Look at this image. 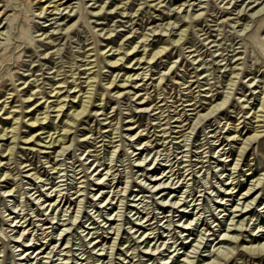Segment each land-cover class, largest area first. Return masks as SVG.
I'll return each instance as SVG.
<instances>
[{
	"label": "rangeland",
	"instance_id": "1",
	"mask_svg": "<svg viewBox=\"0 0 264 264\" xmlns=\"http://www.w3.org/2000/svg\"><path fill=\"white\" fill-rule=\"evenodd\" d=\"M53 1L0 0V264H264V0Z\"/></svg>",
	"mask_w": 264,
	"mask_h": 264
},
{
	"label": "bare ground",
	"instance_id": "2",
	"mask_svg": "<svg viewBox=\"0 0 264 264\" xmlns=\"http://www.w3.org/2000/svg\"><path fill=\"white\" fill-rule=\"evenodd\" d=\"M51 1V0H50ZM57 2H58V0H54L53 2H50V3H55V4H57ZM70 2V1H69ZM31 4V3H30ZM50 6V5H49ZM56 6H58V5H56ZM61 5H59V7H60ZM46 7L47 6H42L41 7V14L39 15V16H41V15H44V14H46V12H47V10H46ZM55 11H60L59 10V8L57 7L56 9H54ZM260 12V11H259ZM1 14H4V12L3 13H1ZM60 14V13H59ZM82 14L84 15V9H83V11H82ZM167 30V29H166ZM165 50H167L166 48L164 49V48H162V50H160V51H158V52H156V53H154V55H153V57L151 58V60L150 61H153L156 57H159L160 56V54H162ZM135 52V51H134ZM125 54H127V53H125ZM128 55V54H127ZM121 56V55H120ZM113 59H116V56H114L113 57ZM124 60V58H117L114 62H110L111 63V65L112 66H114V67H112L111 66V68H118V67H115V66H117L118 64H119V62H121V61H123ZM139 61L140 60H138V62L136 63L137 65H142L141 63H139ZM148 65H149V62H148ZM173 67V66H172ZM92 75H94V77L93 78H88V79H90L88 82H85V84H88V86L87 87H90V88H95V86H94V84H95V81L96 80H98L97 78H99V76H98V74L96 75V73H93ZM139 76V74L138 73H135L134 75H132V76H129V78L128 79H124L123 80V84H121V86H116L115 87V89H121V90H125V89H128V88H131V87H129L128 86V83H134L133 81L134 80H137V77ZM130 79H131V81H130ZM164 79H165V75H163L162 77H160L159 79H157V81H159V85H155V89L156 88H158L159 86H160V84H162V82L164 81ZM8 80V79H7ZM117 80H114L112 83H111V85L110 86H113L114 85V83L116 82ZM130 81V82H129ZM16 82V81H15ZM157 83V82H156ZM16 84V83H15ZM135 85H139L140 86V84H138V83H134ZM110 86H109V88H110ZM17 89L16 90H18V88L19 87H16ZM58 88H65V87H58ZM76 88V87H75ZM78 88V87H77ZM136 88V87H135ZM160 88V87H159ZM92 90H94V89H92ZM53 92H55L54 90H53ZM70 93V92H69ZM75 93H77V92H75ZM78 93H79V91H78ZM69 97H71V96H65V98H63V100L64 101H62V102H60V103H58L57 104V107H58V113H59V115L56 117L57 119H59V117L61 116V114H63V116H65L66 118L68 117L69 119H71V124H69L67 127H66V129H64V131H63V134L62 135H60V136H58L57 138H55V139H53V138H51L50 139V141H44V143L45 144H47V145H49V147H45V148H47V149H55L56 147H58V148H62V150L64 151V150H68V147L66 146V144H65V140L68 138V135L70 134V132H71V129L72 128H74V126L76 125V122H78L84 115H86V113L88 112V109L90 108V105H92V103L94 102V95H93V92H90L89 93V95H88V97H86V99L85 100H81L80 101V108H81V110H79V111H75V113H72L71 115H69V114H66V112L64 111V108H65V106H66V104H65V102H66V100L65 99H67V98H69ZM55 98H57V101H60L59 99H60V97H58V93H57V95L55 96ZM78 98V96H75L74 98H73V100L74 99H77ZM96 98V97H95ZM62 100V99H61ZM264 100V99H263ZM24 101V100H23ZM99 101H102V99L101 100H99ZM74 102H76V100L74 101ZM141 104H142V106H145L146 107V105L148 104V102H144V100L142 101L141 100ZM189 106H191V107H194L195 105L194 104H192V105H189ZM264 106V105H263ZM262 106V107H263ZM41 107V106H40ZM148 107V106H147ZM74 108V106L72 107V109ZM264 108V107H263ZM49 108L47 107V110H48ZM147 109H149V108H147ZM214 109H216V106H214V107H211L210 108V112H213L214 111ZM44 110H46V107L44 106V107H42L41 109H39V110H37V112H40V115H44V114H46L45 112H43ZM49 111V110H48ZM47 111V112H48ZM193 111H196L195 110V108H194V110ZM64 112V113H63ZM12 114V112L10 113V112H8L7 111V113H5V115H7V116H10ZM31 114H33V118L30 120L31 122H30V125H27L29 128H31V130H34V128H36V125L37 124H39L40 123V120H39V118L38 117H35L37 114L36 113H31ZM207 114H209V113H207ZM47 115V114H46ZM15 117H16V115L12 118V119H15ZM47 117V116H46ZM46 117H44L45 119H46ZM26 118V117H25ZM43 118V119H44ZM49 118V117H48ZM259 118H260V116H257V114H256V116H255V119H258L259 120ZM23 119L24 118H22V117H20V118H18V119H15V124H13V126L11 127V130L9 131V129H2L1 131H0V141H3V139H5V138H8V140H13V141H17V140H19V138L17 137V135L20 133V128H21V124H23L24 122H23ZM48 120V119H47ZM261 122H263V121H257V123H261ZM25 124V123H24ZM39 126H42V124L41 125H39ZM261 128H263L262 126H259V127H257L256 129V131L252 134V135H249L247 138H246V140H245V142L243 143V147L241 148V150H240V155L242 154H244V152L246 151V148H247V146H248V144L250 143V142H252V141H254V140H257L258 138H260L262 135H261V133L262 132H260L259 130L261 129ZM134 129L133 128H130L128 131L129 132H131V131H133ZM165 133H168V132H165ZM12 135L11 137H9V135ZM43 134V133H42ZM45 134V133H44ZM177 134H181V132H179V133H177ZM49 136V135H48ZM47 136V137H48ZM47 137L45 138V139H47ZM180 138H182V137H179V138H177V139H180ZM234 138V137H233ZM232 138V136L231 137H229V139L230 140H232L233 139ZM33 139V138H32ZM32 139H28L27 141L29 142H31V140ZM33 141V140H32ZM36 141H41L40 140V137H38V139H36L33 143L35 144L36 143ZM230 142V141H229ZM28 144H32V143H28ZM251 144V143H250ZM51 146H53L52 148H51ZM14 150H15V147H13V148H11V149H9V151H6V149L4 150V151H0V158L2 159V160H5V159H7L10 155H13L14 154ZM6 152H10V154L9 155H7V156H5V154H6ZM59 152V151H58ZM65 152V151H64ZM61 153V152H60ZM5 156V157H4ZM2 160H0V163H3V161ZM239 163V162H238ZM53 170H55V169H53ZM167 176H165L164 178H166ZM163 178V179H164ZM163 179H159L160 181H162ZM258 183V181H256L253 185L254 186H260L259 184H257ZM256 187H254V189H255ZM254 189H249L247 192H246V194H244L245 196H250V197H252L255 193H253L252 194V192H253V190ZM12 192V191H11ZM231 192V191H230ZM249 197V198H250ZM253 201H255V200H253ZM58 202H59V200H57L56 202H54V204L52 205H49V207H53V206H55L56 204H58ZM63 202H64V199L62 200V201H60V203L56 206V208H58L61 204H63ZM80 204V203H79ZM65 206V205H64ZM63 206V207H64ZM246 207H248V206H246ZM20 223V222H19ZM24 225V224H23ZM22 227V226H21ZM25 230H26V228L25 229H23V233H25ZM238 243V242H237ZM264 251L263 250H261V249H258V255H260L261 253H263ZM42 254V253H41ZM255 256V255H254ZM257 256V255H256ZM258 257V256H257ZM45 258V257H44ZM228 258V257H227ZM226 257H224V259L223 258H221V259H223V261L224 260H226L227 259ZM218 259H220V258H218ZM229 259V258H228ZM214 264H221V263H218V262H216V263H214Z\"/></svg>",
	"mask_w": 264,
	"mask_h": 264
}]
</instances>
